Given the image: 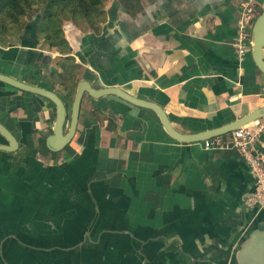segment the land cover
<instances>
[{
  "label": "crops",
  "instance_id": "crops-1",
  "mask_svg": "<svg viewBox=\"0 0 264 264\" xmlns=\"http://www.w3.org/2000/svg\"><path fill=\"white\" fill-rule=\"evenodd\" d=\"M244 1L105 0L97 33L63 26L68 55L24 32L0 47V74L68 106L57 62L70 56L79 81L160 106L179 134L229 127L264 107V75L235 48ZM54 118L48 100L0 83V123L18 143L0 151V264H234L264 226V210L245 206L254 178L236 151L180 143L151 110L84 94L71 142L51 152Z\"/></svg>",
  "mask_w": 264,
  "mask_h": 264
},
{
  "label": "water",
  "instance_id": "water-1",
  "mask_svg": "<svg viewBox=\"0 0 264 264\" xmlns=\"http://www.w3.org/2000/svg\"><path fill=\"white\" fill-rule=\"evenodd\" d=\"M250 34V54L251 58L257 68L264 75V12L258 14L254 20V23ZM66 38L68 33L65 32ZM0 83L5 84L13 89L30 93L39 97H42L51 102L55 107V118L52 126V134L45 140L47 150L51 152H59L63 150L72 140L76 126L77 118L79 116V109L84 94L89 95L93 99H99L106 96L117 97L128 104L133 106L151 110L155 113L156 117L165 132L180 143H194L204 141L215 136L223 135L234 128H238L241 125L251 123L255 120L264 118V107L258 109L251 114L241 118L238 122H234L229 127L210 130L198 134H179L176 132L169 123L167 115L164 110L152 103L143 100H139L136 97L129 95L127 92L117 88L109 87L102 89H95L91 84L85 80H81L77 83L74 97L70 105V117L68 128L66 129L67 118V104L57 95L54 91L39 86H33L26 84L19 80L13 79L6 75L0 74ZM0 135L6 140L7 144H0V151L14 152L18 148V143L15 137L0 123ZM234 264H264V226H258L251 230L246 238L237 247L234 254Z\"/></svg>",
  "mask_w": 264,
  "mask_h": 264
},
{
  "label": "trees",
  "instance_id": "trees-1",
  "mask_svg": "<svg viewBox=\"0 0 264 264\" xmlns=\"http://www.w3.org/2000/svg\"><path fill=\"white\" fill-rule=\"evenodd\" d=\"M105 0H0V47H6L22 33H34L49 49L61 55L71 51L62 31L66 23L83 25L96 33L104 22L102 4ZM42 6V16H37L31 26H25V18L35 8ZM261 14L262 11L257 12ZM25 27V28H24ZM33 28L32 31H30ZM27 29V30H25ZM25 30V31H23ZM23 31V32H22ZM62 74L60 86L72 101L78 76L81 72L70 56L59 57Z\"/></svg>",
  "mask_w": 264,
  "mask_h": 264
},
{
  "label": "built area",
  "instance_id": "built-area-1",
  "mask_svg": "<svg viewBox=\"0 0 264 264\" xmlns=\"http://www.w3.org/2000/svg\"><path fill=\"white\" fill-rule=\"evenodd\" d=\"M241 17L237 23L235 48L240 60L250 48V34L257 12L253 0L242 4ZM264 132V118L230 132L203 141L205 150H234L247 164L253 178L254 189L246 197L245 206L264 210V154L256 148L257 137Z\"/></svg>",
  "mask_w": 264,
  "mask_h": 264
},
{
  "label": "rangeland",
  "instance_id": "rangeland-1",
  "mask_svg": "<svg viewBox=\"0 0 264 264\" xmlns=\"http://www.w3.org/2000/svg\"><path fill=\"white\" fill-rule=\"evenodd\" d=\"M105 6V3L103 2V4H102V9H103V7ZM43 11H44V7H42V6H39V7H35L30 13H29V15L25 18V21H24V23H25V26H31L32 24H33V21L37 18V16H42V14H43ZM67 24V23H66ZM64 25V27L65 26H67V25ZM25 28V27H24ZM16 42V39H14L13 41H12V43H15ZM70 105L68 104V106H67V117L69 118L70 117V107H69Z\"/></svg>",
  "mask_w": 264,
  "mask_h": 264
}]
</instances>
